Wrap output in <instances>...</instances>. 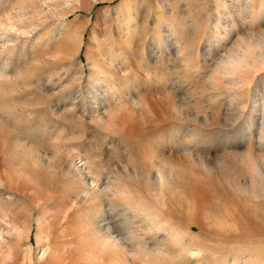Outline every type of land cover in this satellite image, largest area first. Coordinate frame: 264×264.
<instances>
[{
  "label": "rangeland",
  "instance_id": "rangeland-1",
  "mask_svg": "<svg viewBox=\"0 0 264 264\" xmlns=\"http://www.w3.org/2000/svg\"><path fill=\"white\" fill-rule=\"evenodd\" d=\"M108 220L264 264V0H0V264H108Z\"/></svg>",
  "mask_w": 264,
  "mask_h": 264
},
{
  "label": "bare ground",
  "instance_id": "bare-ground-1",
  "mask_svg": "<svg viewBox=\"0 0 264 264\" xmlns=\"http://www.w3.org/2000/svg\"><path fill=\"white\" fill-rule=\"evenodd\" d=\"M151 216L155 218V220L153 218V220H154V226L161 227L163 224H165V222H162L159 218H156L157 215L155 213L149 212V214H145L144 215L145 219L146 218L149 219ZM153 220H152V222H153ZM158 220H160V221L158 222ZM109 221L110 220L106 221V224L104 225V227H101V229L99 228V232L98 233L97 232L96 233L93 232L94 234L92 233L93 234L92 237L93 238L95 237V242H98V243H96V245L94 247H96L97 249H100V251L103 252L102 254L108 256V260H109V263L108 264H113V263H117V264H130L128 262V259L124 257V256H126V255H124V254H126L125 253V250H124L125 248L124 247H121V246H123L122 244H124L126 246V243H127L126 242V239H124L123 237H121V235H120L119 232L113 231V227L114 226L112 227L110 225ZM171 230H173V229H171ZM117 231H119V230H117ZM180 235H182V234H180ZM122 236H123V234H122ZM171 237H173V236L171 235ZM143 248H145V253L150 252L153 255L158 256V257L161 254H165L164 252L167 251L166 248H164V249L163 248H155L153 246L152 247H150V246H144ZM143 248H142V250L144 251ZM49 249H50L49 247H46L43 250L42 256H44L45 254H47L49 252ZM130 249H132V248H130ZM131 252H133V251H130V253ZM127 254H128V252H127ZM102 257H104V256H102ZM93 258H94V256H93ZM147 262L150 263L151 260H149Z\"/></svg>",
  "mask_w": 264,
  "mask_h": 264
}]
</instances>
